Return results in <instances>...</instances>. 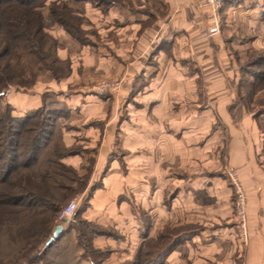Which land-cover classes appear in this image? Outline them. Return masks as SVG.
<instances>
[{
	"label": "rangeland",
	"instance_id": "1",
	"mask_svg": "<svg viewBox=\"0 0 264 264\" xmlns=\"http://www.w3.org/2000/svg\"><path fill=\"white\" fill-rule=\"evenodd\" d=\"M39 1L47 31L56 38L57 56L64 61L56 66V78L51 71L41 75L49 73L59 88L41 90L37 93L36 106L24 110L15 107L21 105L18 99L13 100L16 105H12L11 96L34 91L40 75L30 88H10L0 100V136L6 124L12 123L15 127V120L21 118L27 119L32 133L41 131L39 157L33 169L55 173L63 187L57 192L58 197L55 194L62 202L61 207L70 200L76 202L75 223L72 228L61 223L64 230L49 248L45 264H168L167 254L162 252L180 241L188 228L198 230L202 226L160 217L164 220L160 219L152 228L150 202L155 188L146 185L151 178L149 155L141 162L131 139L136 130L137 115L140 112L149 115L155 104L152 93L147 91L154 79V74L148 70L157 66V55L162 47L166 48L164 55L172 59L174 70L185 67L194 74L200 66L192 59L176 60L171 43L154 42L138 51L140 46L134 28L130 31L134 35L130 44L103 43L106 35L98 31L102 23L92 19L91 10L95 8L100 18L109 7H125L132 15L146 11L148 14L145 15L149 17L141 24L140 28H143L152 22L149 3L141 6L137 0ZM160 10L159 15L164 14L165 9ZM236 11L242 14L241 17L235 15ZM152 12L156 14L155 10ZM210 15L213 20L211 10ZM117 22L116 19L111 21L112 25ZM217 22L216 33L221 35L222 45L212 42L211 46L217 52L219 47L223 49L225 65L232 71L234 92L229 111L234 116L235 108L241 106L256 122L261 138L259 159L264 167V0H225L217 11ZM106 34L117 39L114 29ZM122 48L129 53L127 57L123 55L125 61L117 57ZM58 49L67 52V56H60ZM109 54L116 58L112 63L102 59ZM135 63H141L137 64L136 70L142 67L136 75H131L132 78L122 72L115 74L114 66L109 71L104 68L109 64L122 68L121 64L134 66ZM194 85L195 101L204 102L207 94L199 75L195 77ZM84 101L90 102V107H84ZM208 103H203L198 110L209 109ZM212 112L215 122L218 121L219 114L215 109ZM217 123L207 126V139L214 131L222 129L223 126ZM3 142L0 139L1 151ZM224 158L220 155L221 160ZM229 168L233 167L220 163L218 168L207 169L201 175L207 174L203 179L215 178L231 187L236 216L234 188L227 175ZM191 173L192 177H198L193 170ZM161 177L164 183H160L153 198L165 207V212L174 203L181 213V202L177 197L180 189L176 186L179 183H165L166 175L161 174ZM180 178H176L177 182H182Z\"/></svg>",
	"mask_w": 264,
	"mask_h": 264
},
{
	"label": "crops",
	"instance_id": "2",
	"mask_svg": "<svg viewBox=\"0 0 264 264\" xmlns=\"http://www.w3.org/2000/svg\"><path fill=\"white\" fill-rule=\"evenodd\" d=\"M137 1L141 6L149 3L150 9L156 12L155 14L151 10L152 22L143 28H140L141 24L149 17L145 15L148 14L146 11L132 15L125 7H109L100 18L95 8L91 10L92 19L98 24L102 23L98 31L106 35L103 36V43L130 44L134 39L130 31L134 28L140 46L138 51L141 52L144 45L154 42L162 41L165 45L171 43L176 60L192 59L200 66L198 73L194 74L185 67L174 70L172 59L164 55L163 50L166 48L162 47L157 55V66L148 70L154 74V79L147 91L152 93L155 104L149 115H144V112L137 115L136 130L131 139L136 156L141 162L144 156L149 155L151 178L146 179V185L150 184L155 188L150 202L152 228L162 219L160 217H167L168 221L181 220L183 224L190 226H202L198 230L190 227L184 231L181 240L167 253L166 261L168 264H264V167L258 152L261 138L256 122L241 106L235 108L234 116L229 111L234 92L232 71L225 65L223 49L219 47L217 52L211 46L212 42L222 45V39L217 31L209 32V28L213 26L209 6L204 0ZM158 4L163 5L157 6ZM157 7L165 9L164 14L159 15L162 10H157ZM235 15L241 17L242 14L236 11ZM112 19L118 21L117 25H112ZM111 29L117 33L116 40L106 34ZM61 49H58L59 55L66 57L67 52H60ZM110 55H104L102 59L112 63L116 58ZM117 55L121 61H125L124 57L129 53L124 49ZM137 64H121L122 68L109 64L104 65V68L109 71L114 66L115 74L122 72L131 77L142 67L136 70ZM198 75L203 79L207 94L206 100L201 103L195 101L196 96L193 95L196 89L194 79ZM57 83L49 73L40 75L34 91L11 96L12 102H16V99L21 101L20 107L14 102L12 105L20 110L32 105L35 107L39 100L37 93L46 87L59 88ZM88 101L78 103L90 107ZM206 101L209 102L207 107L210 104L209 109L198 110ZM212 109L219 114L216 122ZM216 123L224 128L214 131L207 139V126L212 127ZM220 155L225 157L224 160L220 159ZM220 163L229 164L237 170L246 191V242L238 237L231 187L222 180L203 179L207 174L201 175L207 169L218 168ZM192 170L198 177H192ZM145 171L148 172V168ZM161 174L166 175L165 183H179L176 186L180 189L177 197L181 202V213L173 206L174 203L165 212V207L153 198L163 182ZM176 178H180L182 182H177Z\"/></svg>",
	"mask_w": 264,
	"mask_h": 264
},
{
	"label": "trees",
	"instance_id": "3",
	"mask_svg": "<svg viewBox=\"0 0 264 264\" xmlns=\"http://www.w3.org/2000/svg\"><path fill=\"white\" fill-rule=\"evenodd\" d=\"M41 7L39 0H0V100L12 87L30 88L46 71L56 78V66L64 62ZM14 123L17 128L6 124L0 136V264H45L64 230L44 248L55 225L64 223L57 220L62 202L56 198L63 187L53 171L33 169L42 132L32 133L24 118ZM74 223L72 216L66 224Z\"/></svg>",
	"mask_w": 264,
	"mask_h": 264
},
{
	"label": "built area",
	"instance_id": "4",
	"mask_svg": "<svg viewBox=\"0 0 264 264\" xmlns=\"http://www.w3.org/2000/svg\"><path fill=\"white\" fill-rule=\"evenodd\" d=\"M210 7V10L213 14V26L209 28L210 33H214L218 30L217 22V11L222 6L225 0H204ZM227 175L231 180V183L234 188V208L237 216V226H238V237L241 241L246 242L248 238V226H247V213L246 205L247 198L246 193L243 188L241 179L238 177V174L234 168H229ZM76 209L75 200H70L65 204L57 214L58 222L64 221L65 219H70Z\"/></svg>",
	"mask_w": 264,
	"mask_h": 264
},
{
	"label": "water",
	"instance_id": "5",
	"mask_svg": "<svg viewBox=\"0 0 264 264\" xmlns=\"http://www.w3.org/2000/svg\"><path fill=\"white\" fill-rule=\"evenodd\" d=\"M69 221V219H65L64 222ZM62 224L57 223L54 227V230L52 231V234L49 236V238L44 243V248L47 247L56 237H58L60 231L62 230Z\"/></svg>",
	"mask_w": 264,
	"mask_h": 264
}]
</instances>
